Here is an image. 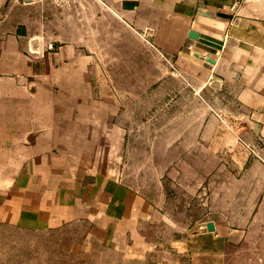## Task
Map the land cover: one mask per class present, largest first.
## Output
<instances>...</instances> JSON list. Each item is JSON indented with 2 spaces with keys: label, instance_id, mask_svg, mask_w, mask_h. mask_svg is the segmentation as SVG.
Instances as JSON below:
<instances>
[{
  "label": "crops",
  "instance_id": "crops-1",
  "mask_svg": "<svg viewBox=\"0 0 264 264\" xmlns=\"http://www.w3.org/2000/svg\"><path fill=\"white\" fill-rule=\"evenodd\" d=\"M70 3L44 35L39 4L0 0V225L78 226L97 264H264V0ZM112 29L139 67L132 76L159 78L163 60L194 89L188 116L153 137L167 157L183 143L185 157L215 163L199 171L210 193L189 228L172 199L121 176L138 89L96 82L111 77L96 47L112 44Z\"/></svg>",
  "mask_w": 264,
  "mask_h": 264
},
{
  "label": "rangeland",
  "instance_id": "rangeland-1",
  "mask_svg": "<svg viewBox=\"0 0 264 264\" xmlns=\"http://www.w3.org/2000/svg\"><path fill=\"white\" fill-rule=\"evenodd\" d=\"M31 1L41 6L35 15L44 16V25L47 26L42 30L44 35L55 32L54 19L57 12L61 18L66 17L68 14L63 15L61 12L63 9L68 10L71 5L70 0ZM68 16L70 17V14ZM107 24H96L100 42H103V33H108ZM120 32L119 29H112L111 36L106 38L112 44L101 43L96 47L101 66L106 62L108 74H111V77L107 76L106 79L97 78L96 82L104 84L108 81L121 90L138 89L137 92L128 94L131 97V102H128L130 138L125 147L121 176L127 184L141 188L148 196L156 194L172 199L171 212L174 216L177 214L179 224L189 228L194 224V220L199 219H192V215L199 213L198 200L205 199L210 193V178L208 180L199 171L204 170L206 166L210 169L215 163L210 158L185 157L183 143L175 144L173 154L175 153L176 157H167V143L153 141V137L167 130L168 118L179 119L188 116L189 106L192 105L189 99L194 95V89L180 77L170 76L164 70L163 60L160 61L159 78L132 76L138 73L136 69L139 67L127 61V46L118 42ZM122 36L129 40L134 37L125 34ZM115 42L117 44H114ZM120 69L123 74L121 77ZM175 83L176 87L184 88L181 93L174 90ZM208 113L209 116H219L211 108H208ZM187 214L189 219L183 216ZM83 231L84 229L78 226L47 231H25L9 225H0V264H97L94 260L95 244L90 245V240L82 237ZM89 247H93L91 256L94 255V258L90 257Z\"/></svg>",
  "mask_w": 264,
  "mask_h": 264
},
{
  "label": "water",
  "instance_id": "water-1",
  "mask_svg": "<svg viewBox=\"0 0 264 264\" xmlns=\"http://www.w3.org/2000/svg\"><path fill=\"white\" fill-rule=\"evenodd\" d=\"M189 37L192 38V39H195V38H196V37H195V34H194V35H193V34H190ZM206 227H207V230H208V231H212V230L214 229V227H213V223H212V222H208V223L206 224Z\"/></svg>",
  "mask_w": 264,
  "mask_h": 264
},
{
  "label": "built area",
  "instance_id": "built-area-1",
  "mask_svg": "<svg viewBox=\"0 0 264 264\" xmlns=\"http://www.w3.org/2000/svg\"><path fill=\"white\" fill-rule=\"evenodd\" d=\"M192 47H193L192 44H188V48H189L190 50L192 49ZM171 67H172V66H171ZM228 127H229V129L234 130V126H233V125L228 124Z\"/></svg>",
  "mask_w": 264,
  "mask_h": 264
}]
</instances>
